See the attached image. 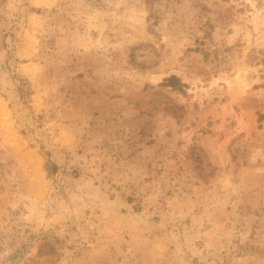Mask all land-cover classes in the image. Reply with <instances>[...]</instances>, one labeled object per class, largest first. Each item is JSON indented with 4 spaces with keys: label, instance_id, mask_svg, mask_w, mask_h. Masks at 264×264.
Wrapping results in <instances>:
<instances>
[{
    "label": "rangeland",
    "instance_id": "374dc122",
    "mask_svg": "<svg viewBox=\"0 0 264 264\" xmlns=\"http://www.w3.org/2000/svg\"><path fill=\"white\" fill-rule=\"evenodd\" d=\"M0 264H264V0H0Z\"/></svg>",
    "mask_w": 264,
    "mask_h": 264
},
{
    "label": "built area",
    "instance_id": "2783aa9c",
    "mask_svg": "<svg viewBox=\"0 0 264 264\" xmlns=\"http://www.w3.org/2000/svg\"><path fill=\"white\" fill-rule=\"evenodd\" d=\"M21 251H23V249H20ZM18 259H20L22 257V253H18Z\"/></svg>",
    "mask_w": 264,
    "mask_h": 264
}]
</instances>
